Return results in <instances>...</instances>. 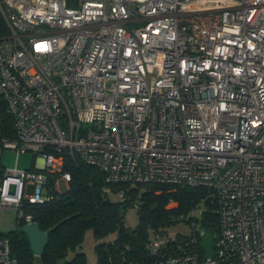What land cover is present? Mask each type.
<instances>
[{
    "label": "built area",
    "instance_id": "built-area-1",
    "mask_svg": "<svg viewBox=\"0 0 264 264\" xmlns=\"http://www.w3.org/2000/svg\"><path fill=\"white\" fill-rule=\"evenodd\" d=\"M0 12V93L15 128L0 130V209L35 222L24 204L69 186L68 157L109 186L210 191L217 256L196 249L198 228L182 254L156 234L155 264H264V0H0ZM26 152L42 165L20 169ZM0 264H17L5 236Z\"/></svg>",
    "mask_w": 264,
    "mask_h": 264
},
{
    "label": "trees",
    "instance_id": "trees-1",
    "mask_svg": "<svg viewBox=\"0 0 264 264\" xmlns=\"http://www.w3.org/2000/svg\"><path fill=\"white\" fill-rule=\"evenodd\" d=\"M9 34L0 12V39ZM0 130L2 136L15 135L14 120L8 113V106L0 93ZM65 171L71 174L67 190L57 193L54 199L42 205L24 204V215H31L40 224L42 231L49 234V245L42 257L44 264H88L83 251L84 237L88 230L93 232L97 242L96 264H155L150 242L156 234L165 233V228L173 223L192 221L193 212L201 204L205 210L198 223L199 230L211 231L220 240L219 205L210 191L205 188L171 186H112L115 190L124 189L126 200L113 203L107 198L105 175L97 168L66 158ZM52 183V182H51ZM144 190H141L143 189ZM138 203L139 225L130 229L125 224L128 206ZM173 202L175 206L168 209ZM157 205L155 210L152 207ZM193 217V218H192ZM25 224L19 218L17 230L0 237H8L12 256L17 264H36V256L30 249L28 238L21 232ZM191 238H178L169 245V252L182 254L194 248L182 244ZM196 249L202 256L200 242ZM203 257V256H202Z\"/></svg>",
    "mask_w": 264,
    "mask_h": 264
},
{
    "label": "rangeland",
    "instance_id": "rangeland-1",
    "mask_svg": "<svg viewBox=\"0 0 264 264\" xmlns=\"http://www.w3.org/2000/svg\"><path fill=\"white\" fill-rule=\"evenodd\" d=\"M18 167L22 170H32L35 165H37L40 160H42L41 156L35 155L32 152H26L21 154L18 159ZM17 154L11 148H3L2 149V166L6 169H13L16 167ZM1 178V175H0ZM116 187V186H115ZM150 187V186H147ZM61 192L64 193L67 190L66 184L61 181L60 182ZM141 190H144L141 189ZM107 198L113 203H120L126 200V193L123 195L121 190H115L112 186L106 187ZM139 201H136L135 204L128 206L125 215V224L130 229H135L139 225V217L137 214ZM175 205H168V209L173 208ZM205 210L203 204L197 207L194 211V218L191 222L181 221L173 223L165 228V233H159V237L163 239L165 235L170 239H178V238H191L193 234L198 233V223L202 218V213ZM20 218V213L13 209H0V234H7L12 231L17 230L18 219ZM96 240L94 238L93 232L88 230L84 237L83 243V251L87 255L88 264H96L97 263V254L95 251ZM36 264H44L41 262L40 258H36ZM57 264H63V262H59Z\"/></svg>",
    "mask_w": 264,
    "mask_h": 264
},
{
    "label": "water",
    "instance_id": "water-1",
    "mask_svg": "<svg viewBox=\"0 0 264 264\" xmlns=\"http://www.w3.org/2000/svg\"><path fill=\"white\" fill-rule=\"evenodd\" d=\"M156 208L157 205H154L152 210ZM21 232L28 238L32 253L36 257H42L49 245V234L42 231L40 224L36 222L24 224L21 228ZM200 247L204 252L205 259L212 260L217 256L215 253V248L217 247L216 237L211 231H204L201 236Z\"/></svg>",
    "mask_w": 264,
    "mask_h": 264
},
{
    "label": "crops",
    "instance_id": "crops-1",
    "mask_svg": "<svg viewBox=\"0 0 264 264\" xmlns=\"http://www.w3.org/2000/svg\"><path fill=\"white\" fill-rule=\"evenodd\" d=\"M42 162H43V161H42V160H40V164H41V165H42Z\"/></svg>",
    "mask_w": 264,
    "mask_h": 264
}]
</instances>
